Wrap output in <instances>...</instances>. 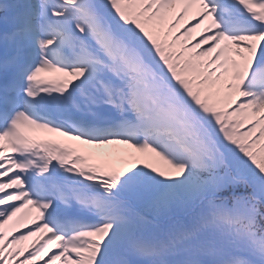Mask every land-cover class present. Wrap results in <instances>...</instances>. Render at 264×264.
Masks as SVG:
<instances>
[{
    "label": "snow or ice",
    "instance_id": "snow-or-ice-1",
    "mask_svg": "<svg viewBox=\"0 0 264 264\" xmlns=\"http://www.w3.org/2000/svg\"><path fill=\"white\" fill-rule=\"evenodd\" d=\"M0 264H264V0H0Z\"/></svg>",
    "mask_w": 264,
    "mask_h": 264
}]
</instances>
